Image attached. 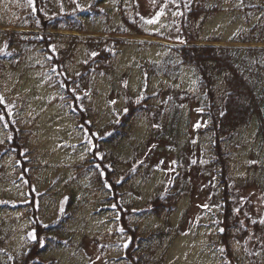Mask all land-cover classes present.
Masks as SVG:
<instances>
[{
  "label": "rangeland",
  "instance_id": "1",
  "mask_svg": "<svg viewBox=\"0 0 264 264\" xmlns=\"http://www.w3.org/2000/svg\"><path fill=\"white\" fill-rule=\"evenodd\" d=\"M92 1L57 0L61 10L82 18L85 28L49 30L63 35L108 36L110 30L122 26L124 14L138 13L144 19L143 34H114L129 41L114 57L112 71L94 74L86 87L94 91L87 97L94 126L103 129L106 137L118 131V138L107 146L119 157L118 166L123 172L116 177L117 199L111 183L104 178L105 171L97 173L99 165L92 158L95 144L73 111L66 92L54 85L55 70L42 51H31L17 68L9 64L3 77L5 108L0 109V144L11 141L8 123L1 113L7 111L29 140L26 159L33 174L31 186L38 197L42 221L53 224L61 215H67L60 228L62 241L50 242L37 262L129 264L126 248L130 236L120 223L118 209L119 203H126L132 210L130 218L141 234L147 237L153 232V242L143 240L140 247L141 250L147 246L150 251L153 244V263L257 264L255 259L258 264H264V229L236 237L233 256L228 254L221 238L219 182L214 170L205 167L208 174L200 171L208 159L211 135L201 131L207 120L198 102L194 98L177 100L180 106L171 114L175 142L159 138L153 132V119L158 121L160 107L171 98L170 90L195 92L198 88L196 68L176 65L180 57L174 48L185 42L172 17L178 8L177 0H171L168 6L164 4L166 0H124L123 7L121 0H100V12L90 8ZM32 3L33 0H0V19L8 24L25 18ZM208 3H216L220 10L203 20L199 44L264 47V0H243V3L210 0ZM149 20L154 22L148 23ZM6 24L1 27L40 30L30 25ZM237 35L254 41L233 42ZM216 38L220 41H210ZM88 52V47L81 43L71 62L73 72L81 68ZM167 57L176 66L170 75L163 72ZM156 64L161 66L158 73L151 70ZM130 98L146 99L151 110L141 112L122 131L115 125L120 123ZM258 130L256 117L228 143L232 174L240 192L238 205H246L264 220V146ZM180 161L188 166L192 162L199 165L189 167L192 191L181 198L171 215L158 216L148 211L150 198L175 174ZM108 166H112L110 162ZM29 185L16 155L4 152L0 156V264H17L34 243L31 233L37 234V231L30 213ZM164 229L168 231L164 236L156 234ZM58 235L50 239L58 241Z\"/></svg>",
  "mask_w": 264,
  "mask_h": 264
},
{
  "label": "trees",
  "instance_id": "2",
  "mask_svg": "<svg viewBox=\"0 0 264 264\" xmlns=\"http://www.w3.org/2000/svg\"><path fill=\"white\" fill-rule=\"evenodd\" d=\"M209 1L177 0L176 2L178 8L173 12L172 17L185 40L184 43L174 48L180 57V61L176 65L177 67L190 65L196 68L198 88L195 92L170 90L171 98L160 107L161 115L158 121L153 119V132L159 138L175 142L171 114L175 107L180 106L177 100L194 98L198 102V108L207 120L201 131H207L211 135L210 150L207 152L208 159L200 171L208 174L205 169L208 167L216 173L221 197V223L223 226L221 238L228 254L233 256V241L236 237L246 236L252 231L264 229V223L260 222L263 218L254 215L246 205H238L240 192L237 189L236 178L232 174L228 143L242 127L249 125L257 117L259 119L258 134L261 136L264 146V47L199 44L198 42L202 40L203 20L220 10L216 3L209 5ZM123 3L124 0H121V7H123ZM170 3H172L171 0L164 1L165 6ZM90 8L95 12H100L102 10L100 0H93ZM26 19L30 22L26 23ZM143 21V17L138 13L124 14L122 26L110 30L111 35L108 36L54 33L49 29L83 30L85 28L84 20L68 11L61 10L57 0H33L27 17H20L16 22L6 24L0 19V97H2L4 73L9 64L17 68L31 51L40 49L48 64L55 70L54 85L66 92L73 111L87 134L92 138L95 144L92 158L99 165L97 173L101 174L105 171L104 178L111 183L116 199L119 188L116 177L123 172L118 166L119 157L108 150L107 146L118 138V131L106 137L103 129H97L94 126L89 113L91 108L87 101L88 95L94 91L86 87L94 74L112 71L114 57L129 41V38L114 36V34H128L129 32L143 34ZM63 23L65 25H62ZM5 24L8 26L30 25L33 28H40V30L3 29L1 26ZM242 35L235 36L232 41L243 43L254 41L251 37H241ZM65 38L66 40H64ZM210 41L219 42L220 39H210ZM81 43L88 47V56L81 63V68L73 72L71 62L77 55ZM175 67L171 58L167 57L164 61L163 72L170 75L176 70ZM160 68L161 66L156 64L151 67V70L158 73ZM147 78L151 80V76L148 75ZM147 103L149 102L146 99L137 101L130 98L125 114L115 127H120L119 130L125 131L141 112L151 110ZM4 108L5 105L2 101L0 109ZM1 113L4 114L8 123L11 141L8 144H0V156L4 152L14 153L28 177L31 196L30 213L35 222L38 237L22 254L17 264H39L36 259L48 248L50 242L59 243L62 241L60 228L67 220V215H61L53 224L42 221L36 200L38 197L31 186L34 182L33 174L29 171V159H26V149L29 147L28 137L22 134L19 125L9 117L7 111ZM100 153L102 156L99 155ZM198 159L200 160V157ZM109 162L111 167L108 166ZM198 162L200 163V161ZM193 166L199 165L192 162L188 166L180 161L175 174L165 181L159 193L150 198L147 210L158 216L171 215L177 209L181 198L192 191V184L188 180V171L189 167L194 168ZM118 209L120 223L130 236V244L126 248V258L129 264H157L151 260L153 244L150 251L147 246L140 250L143 240L153 242V232L147 237L141 234L139 228L130 218L132 210L126 203H119ZM167 233L168 231L165 229L156 232L159 236H164ZM54 234H59L60 240H51L50 236ZM254 261L258 264L255 259Z\"/></svg>",
  "mask_w": 264,
  "mask_h": 264
},
{
  "label": "snow or ice",
  "instance_id": "3",
  "mask_svg": "<svg viewBox=\"0 0 264 264\" xmlns=\"http://www.w3.org/2000/svg\"><path fill=\"white\" fill-rule=\"evenodd\" d=\"M241 3H243V0H241ZM153 22H154V21H152V20H149V21H148V23H153ZM93 55H95V53H93ZM2 101H3V98L0 97V102H2ZM205 207H207V206H205ZM260 222H261V223H264V220H261ZM253 223H255V221H253ZM121 231H123V229H121ZM31 238H32L34 241L38 239V237H37V235H36L35 232L31 233ZM125 247H127V245H125ZM221 251H223V250L221 249ZM98 259H99V257H98Z\"/></svg>",
  "mask_w": 264,
  "mask_h": 264
}]
</instances>
